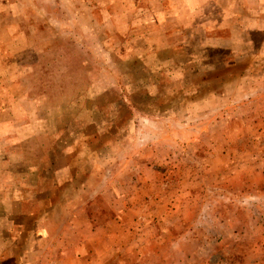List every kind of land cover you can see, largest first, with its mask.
I'll list each match as a JSON object with an SVG mask.
<instances>
[{"label": "rangeland", "instance_id": "1", "mask_svg": "<svg viewBox=\"0 0 264 264\" xmlns=\"http://www.w3.org/2000/svg\"><path fill=\"white\" fill-rule=\"evenodd\" d=\"M0 264H264V0H0Z\"/></svg>", "mask_w": 264, "mask_h": 264}, {"label": "crops", "instance_id": "2", "mask_svg": "<svg viewBox=\"0 0 264 264\" xmlns=\"http://www.w3.org/2000/svg\"><path fill=\"white\" fill-rule=\"evenodd\" d=\"M206 29H207V28H206V26H205L204 28H202V31L204 32ZM219 38L221 39V42H223V37H220V36H219Z\"/></svg>", "mask_w": 264, "mask_h": 264}]
</instances>
